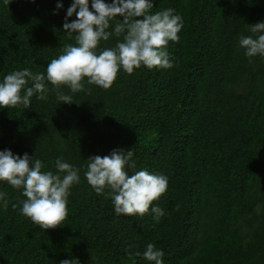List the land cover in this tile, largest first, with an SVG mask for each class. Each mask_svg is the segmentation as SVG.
<instances>
[{
  "label": "trees",
  "instance_id": "obj_1",
  "mask_svg": "<svg viewBox=\"0 0 264 264\" xmlns=\"http://www.w3.org/2000/svg\"><path fill=\"white\" fill-rule=\"evenodd\" d=\"M62 2L57 10V0H0V79L45 71L75 43L62 28L71 0ZM153 3L150 12L173 8L183 18L179 41L166 49L171 68L120 71L108 89L61 86L71 104L48 84L29 108H0V150L36 151L56 171L60 156L79 166L132 148L136 170L168 177L153 201L165 215H116L107 190L96 193L82 169L65 220L44 230L19 212L22 190L0 181V264H152L138 255L148 243L164 251V264H264V57H246L238 45L264 20V0Z\"/></svg>",
  "mask_w": 264,
  "mask_h": 264
},
{
  "label": "clouds",
  "instance_id": "obj_2",
  "mask_svg": "<svg viewBox=\"0 0 264 264\" xmlns=\"http://www.w3.org/2000/svg\"><path fill=\"white\" fill-rule=\"evenodd\" d=\"M153 4V0H71L62 28L69 38L75 34V43L64 45L45 71L23 68L5 74L0 79V108H29L34 95L38 99L47 95L48 84L57 101L71 104L72 96L61 86L70 93L82 90L85 83L108 89L120 71L132 74L141 66L171 68L173 60L166 49L170 41H179L183 18L173 8L150 12ZM63 7L62 0H57L56 9ZM248 30L252 35H241L239 47L246 57H264V20L250 24ZM111 37L118 38L113 47L98 48ZM133 157L132 148H114L108 155H90L78 166L60 156L55 160L56 171H51L45 170L36 151L21 155L4 148L0 150V181L22 190L26 198L19 202V212L44 230L65 220L70 191L80 183L82 169L96 193L107 190L116 215L143 216L150 211L158 221L165 211L153 201L166 192L168 177L147 168L136 170ZM0 205L7 206L2 191ZM138 255L152 264H164V251L153 243ZM75 260L60 264H75Z\"/></svg>",
  "mask_w": 264,
  "mask_h": 264
}]
</instances>
